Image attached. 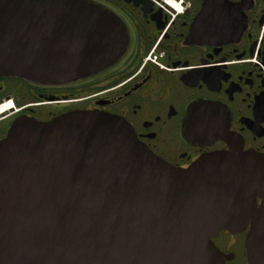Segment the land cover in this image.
<instances>
[{"label":"water","instance_id":"1","mask_svg":"<svg viewBox=\"0 0 264 264\" xmlns=\"http://www.w3.org/2000/svg\"><path fill=\"white\" fill-rule=\"evenodd\" d=\"M126 39L85 0H0V76L70 82ZM217 113L193 104L183 135H224L209 128ZM248 225L249 264H264V154L237 144L175 168L121 116L83 109L19 116L0 139V264H223L212 237Z\"/></svg>","mask_w":264,"mask_h":264},{"label":"flooded vegetation","instance_id":"2","mask_svg":"<svg viewBox=\"0 0 264 264\" xmlns=\"http://www.w3.org/2000/svg\"><path fill=\"white\" fill-rule=\"evenodd\" d=\"M114 13L127 39L98 72L61 84L0 76V139L19 116L49 120L75 109L121 116L175 168L206 153L264 154V0H85ZM210 103L212 130L194 142L182 127L193 104ZM261 199H258L260 204ZM245 230L212 237L223 264H249Z\"/></svg>","mask_w":264,"mask_h":264}]
</instances>
